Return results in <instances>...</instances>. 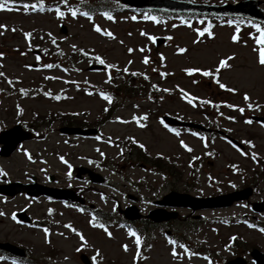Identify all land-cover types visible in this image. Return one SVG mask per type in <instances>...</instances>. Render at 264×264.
<instances>
[{
  "label": "rangeland",
  "instance_id": "obj_1",
  "mask_svg": "<svg viewBox=\"0 0 264 264\" xmlns=\"http://www.w3.org/2000/svg\"><path fill=\"white\" fill-rule=\"evenodd\" d=\"M197 1L207 3L229 2L228 0ZM120 16L122 15H118L117 17L120 18ZM122 17L120 18L121 21L116 24L100 22L107 31L114 34L115 39L99 37L90 30V23L88 22L67 20V37L63 42V46L66 50H69L73 46L84 47L91 52L102 55L108 64L116 65L120 68H127L128 71H142L150 79V84L158 86L159 89L155 91L154 95L157 99V103L155 104L149 103L146 100L140 101L134 98H121V105L114 114L117 121L115 124H107L104 131L113 134L114 137L133 135L136 137L135 139L147 147L150 153H160L175 157L177 160V168L182 170L183 174L181 179L173 178L169 181L168 179L163 180L161 179L162 173L157 175V173H153L148 169L150 165L147 166V170L144 172L143 168L146 167L142 168L143 164L132 168L125 166V163L118 159L116 168L110 166L109 168H98L97 171L101 175L103 174L109 182L106 192L116 195L117 200L109 198L108 196H93L89 194L91 201L99 205L100 209L109 216H113L114 220H117L118 214L117 212L115 214V209L118 201L126 203L127 199L124 198L126 193L138 196V207L147 210V205L149 204L148 199L154 196L161 197L169 191L181 192V190L186 188L187 192L182 193L195 195L200 191L206 193L205 195L212 194L216 191L213 187H208L212 186V177H217L220 181H223L220 192H228L234 186L241 185L242 183H255L258 185V192H260V196L257 199H264V178L258 177L254 171L256 166L248 160H241V155L237 151L218 138L213 137L209 139L208 146L205 147L202 145L200 139L184 136L183 139L185 142L193 149V153L186 154L185 149L177 144V140L180 138L174 139L168 136V132L158 126L156 118L154 117L156 112H179L180 115L186 118L204 122L207 120L206 116H211V114H201L203 110L201 112L192 110L183 95L177 94L174 88L175 85L200 97L215 95L220 100L227 99L231 105L244 109L248 107V103H251L253 107L262 104L264 102V67L258 63V53L254 51L255 47L252 45V41L243 35L244 42H234L232 39L234 26L230 27L229 25L221 26L213 24L210 29L212 36L209 37L205 31L204 36L199 35V32L203 31V26L197 20L177 22L174 19H169L167 22L159 21L157 23L151 19L140 17L138 24L132 25ZM0 25L7 26V30L0 29V32L3 33L0 34V44L6 47L11 45L18 46L27 52L26 56H18L17 54L7 55L6 60L3 61L4 68L0 72H3L7 78L11 79L15 87L26 90L27 95L15 94L8 99L0 101L1 118L5 116L3 109L6 107L12 113V116L7 122L11 123L15 118V110L13 107L16 104L21 107V112L25 120H28L33 112L46 114L50 111L57 110L77 113L88 111L90 112L91 118L98 116V112L104 103L95 97H85L76 87L82 89L83 82L85 81H90L93 84L102 83L104 74H90L87 72V64L85 61L74 65L73 68L68 70L58 69L52 72L45 71L43 68L40 70V66L43 65L36 64L34 56L32 55L33 48L37 43L38 34L50 33L55 37L61 36L58 33L59 21L54 20L51 16L34 17L0 11ZM22 32L32 34L30 41L31 47H29V40L22 35ZM141 33H146L147 35H142ZM149 35L154 37L165 36L170 41L162 44L157 49L158 54H156L153 53L151 48L152 44L148 39ZM60 39H62V36ZM141 47L147 48L152 62L159 64L161 57H164V71L173 76L172 80H164L162 76L152 71V65L150 66L141 61ZM129 48L133 49L131 53L128 51ZM180 48L186 51L181 53L179 51ZM229 56L234 57V59L229 61L230 68L223 73L220 79L226 85L225 90H220V92L216 89V84L210 81V78L205 79L204 82L196 86L183 72L185 69L195 68L214 72L219 66V61ZM196 74L201 76L198 73ZM48 77L53 78L49 79ZM7 87V83L4 82L1 84V90ZM39 87L57 94L60 96L59 99L54 100V98L50 97H33L28 95L32 88ZM227 88H232L235 91L229 92L226 90ZM164 89H169L170 94H165L166 91ZM245 94L250 97L248 102L244 100ZM254 114H258V111L255 110ZM145 115L148 119L141 120L140 123L149 124V126L146 129H142V127H139L133 121L135 120L134 117H142ZM225 116H228V120H224L222 126L225 129H230L231 132L235 131L234 135L237 140H245V138H248V132L256 133L258 136L254 139L253 148H256L255 152L258 151L264 155V133L256 125L246 123L245 119H248V114L244 112L243 116H241L238 111H234L232 114L225 113ZM121 121H127V123ZM26 148L31 153L45 159L42 160V165L45 167L38 165V162L33 166L28 165L25 162L24 153L15 154L10 159V162L5 163L7 166L13 168V178L23 179V172L26 176L28 168L39 169V167H42L44 172H57L63 175L66 170V167L63 166L64 163L62 162L60 164L56 160V156L51 152V150L56 148H59L61 153L66 154L64 155L66 162L71 166L83 165L97 167L102 162L104 156H118V153H120L119 149H110L98 141L65 139L60 137L56 132H53L44 142L34 141L28 143ZM101 152L104 153L103 156L100 154ZM190 155L206 157L205 168L196 169L194 173L193 177L198 179L195 181H191L190 177L187 176L188 167H186L185 163L190 158ZM128 159L135 160V158H131L130 156ZM26 161L29 163L32 162L27 159ZM230 161L240 165L247 172L246 180L243 177L234 176L229 173L226 165ZM39 171L42 175L46 176V173L40 169ZM226 181H229V183L233 182V185L226 184ZM59 184L65 185L67 183L59 181ZM25 203L22 198H17L11 201V203H8L7 206L9 209L19 210ZM47 207L53 208L50 216L45 213V208L39 203H34L30 213L37 220L42 219L49 222L50 218L52 221H60V223L54 222L50 224L52 230L50 237L47 236L46 239L45 232L41 229L30 230L24 226L15 224L12 220L9 223V220L0 218L2 222L0 223V240H7L23 249H29L37 256L49 249L50 245L47 244V240L51 238L53 241L52 247L58 249V251L60 250L63 254L57 257V262L60 263L61 261L60 264H81V254L79 253L83 252L84 254L93 256L95 255L93 251L100 252L99 258L103 257L104 260L101 262L99 260L101 264H104L106 260L122 262L121 260L124 259L126 260L124 264H130L129 255H125L121 248V243L125 240L121 238L125 237L124 230L118 225L115 226L116 228L114 230L109 231L117 237L107 240L104 232L89 228L86 217H79L74 211L65 210L56 204ZM244 211L245 209L243 207L237 206L228 211L201 212L204 219L199 220L196 218L197 214L192 216L187 211L180 210L179 214L182 218L179 221H175L171 225L169 224V226H159L160 228L163 227L165 232L169 231L170 235H190L194 243L202 239L203 243H207V248L216 251L217 254H211L212 257L220 261L225 258L230 259V256H228L230 254L229 252L222 253L221 241L222 243L226 242L228 236L235 235L236 233H240L249 241L256 242L259 245V250L264 253V235L246 231L243 227L234 226L231 230H225L224 239L221 236H215L209 229L204 232L205 224L208 226L209 220L214 219L213 221L217 222L216 218L218 217L221 218L223 215L227 218L233 215L238 216L242 215ZM258 219L264 221V216ZM62 223H71L77 231L84 237L86 236L85 240L88 242L87 251H77L81 243L79 236L70 233L69 229L63 228L61 226ZM158 230L154 229L152 231L158 235L156 238L159 240H156L148 251V255L151 256L145 261L146 264H157L161 256L169 257V247L160 240L162 233L160 234ZM61 231L63 232L62 236L55 234L58 232L61 235ZM242 249L244 248H239L238 252ZM233 252H235L234 249H232L231 255ZM241 255L246 260V264H252L250 256L247 253L244 255L241 253ZM200 261L206 262L203 259ZM7 264L14 263L9 262ZM213 264L221 263L218 260H214Z\"/></svg>",
  "mask_w": 264,
  "mask_h": 264
},
{
  "label": "snow or ice",
  "instance_id": "obj_2",
  "mask_svg": "<svg viewBox=\"0 0 264 264\" xmlns=\"http://www.w3.org/2000/svg\"><path fill=\"white\" fill-rule=\"evenodd\" d=\"M64 2H65V4H67V0H64ZM9 3H15V0H0V11H12L13 9L10 8V7H8V4H9ZM22 8H23L25 11H28L29 9H32V10H34V11H35V10L43 11L44 8H45L44 0H39V3H38V4H23V5H22ZM50 10H51V9H50ZM70 12H71V15H72L73 17H76L77 14H78V10H77L76 8H70ZM55 13H56L57 17L60 18V19H63V18L65 17V13H64L63 11H61L59 7H57V8L55 9ZM82 15H84L85 17H87L89 20L92 19V17H91L87 12L82 13ZM104 16H105L108 20H113V19H114L113 16L110 15V14H108V13H104ZM132 19L135 20L136 17L134 16V17H132ZM145 19H148V17H145ZM151 19L154 20V21L156 20L155 17H151ZM157 23H158V21H157ZM229 23H231V21H229ZM253 26L256 28V31L259 33L258 36H254V37H253V40H254L255 44L257 45V48H255L254 51H258V63H259L262 67H264V27H261L260 25H253ZM0 29H5V30H7V26H6V25H0ZM210 29H211V25H209L208 28L205 29V31L208 32V35H209V36H212V32L210 31ZM94 30H95L97 33H100V34L103 35V36H106V37L111 38V39H115V36H114V34H113L112 32L103 29V28H102L100 25H98V24H94ZM13 31H15V29H13ZM0 34H3V33L0 32ZM141 34H142V35H147L146 33H141ZM204 34H205L204 31L199 32V35H200V36H204ZM24 35H25V38H26L27 40H29V47H31V43H30V41H31V36H32V34H31V33H25ZM49 35H51V34H49ZM129 35H130V34H129ZM148 39H149L150 41L155 42V39H156V38H155L154 36H150V35H149V36H148ZM169 39H171V37H169ZM232 39H233L234 42L237 41V40H238V35H234V36L232 37ZM52 43H53V44L56 43L55 39L52 40ZM121 43H122V42H121ZM73 48L75 49V46H73ZM80 51L83 52V50H80ZM128 51H129V53H131V52L133 51V49L129 48ZM140 51H144V49H140ZM179 51H180L181 53H183V52H185L186 50L183 49V48H180ZM84 54L87 55L86 52H85ZM2 56H3V54L0 53V58H2ZM39 59H40V58L37 57V60H39ZM94 59H95L96 61H98L101 65H104L107 69H112L113 67H115V66L112 65V64H106L105 60H103L100 56H95ZM161 59L163 60L164 57H161ZM232 59H234V57L229 56V57H227V58H225V59L220 60V61H219V66L215 69V73H213V71H210V70H204V71L201 72V75H202L203 77H213L214 75L219 74L220 71H221V69L230 68L229 61L232 60ZM143 62H144L145 64H147V63L149 62L148 58L145 57ZM129 63H131V62H129ZM0 67H2V65H0ZM46 67L49 68V69H51V68L53 67V65H52V64H47ZM118 70H119V69H118ZM153 70L155 71V69H153ZM123 71H124L125 73H127V72H128V69L125 68V69H123ZM199 71H201V70H200V69H187V73H188V75H190V76L193 74V72H199ZM4 75H5V74H4L3 72H0V77H3ZM131 75L135 76V75H138V73L133 72V73H131ZM164 75H165V73H161V76H164ZM48 78H49V79H52L53 77H48ZM147 78H148V77L145 76V79H147ZM111 80H112V76H111V74L109 73V75H108V81H107V82H108V83H111ZM193 82L195 83L196 81H193ZM9 83L11 84L12 81H9ZM216 83L219 84V87H220L221 89H225V88H226V85L223 84V83H220V82H219V79H216ZM153 87H155V86H153ZM226 90L229 91V92H234V91H235V90L232 89V88H227ZM164 91H168V89H164ZM180 91H181V93L183 94V97L187 100V102H188L189 104L193 105V107H195L196 105L194 104V101H195L197 98L194 97V96H190V95H189L187 92H185L183 89H180ZM25 94H26V93H25ZM48 95H51V93H48ZM101 96H102V98H103L104 100H106L109 104L112 103V97H111V96H109V95H107V94H105V93H101ZM57 98H59V97H57ZM244 100H245V102H248V101L250 100V97H249L247 94H245V95H244ZM201 103H202V104H207V103H210V101L202 100ZM228 107H236L237 110L240 111L241 113H243V112L245 111L244 108H242V107H238V106L228 105ZM248 107H249V109H251V108L253 107V105H252L251 103H248ZM134 119H135L136 122L140 125V127H144V125L141 124L140 121H141V120H147L148 117L145 115V116H142V117H134ZM230 119H234V118H230ZM121 122L127 123V121H121ZM246 123H248V124H252L253 121H252V120H247ZM132 142H133V143H137L134 139L132 140ZM245 143H248L249 146L254 147V145H252L250 141H247V142H245ZM181 145H182L184 148H186L189 152L193 151V149H191L188 145L184 144L183 141H181ZM139 147L144 148L145 146H144L143 144H140ZM98 151H99V150H98ZM100 154H101L102 156L104 155V153H102V152H101ZM253 158H255V153H253ZM29 159H31L30 156H29ZM61 160L63 161V157H61ZM64 162L67 163L66 161H64ZM69 167H71V165H69ZM0 175H4V173H3L2 171H0ZM0 215H4V213L0 212ZM13 219H15V216H13ZM92 223H93V226H96L95 218H93ZM65 227L70 228V229H71V230H72L77 236H79L80 240H81L82 242H84V244L86 245L87 242H86V240H85V237H84L79 231H77V230H76L75 228H73L71 225H66ZM99 227L104 228V231L108 234L109 237H111V235H112L111 232H108L107 228H105L103 224H100ZM48 231H49V230H48L47 228L44 229V232H45L46 235L48 234ZM262 231H264V229H262ZM61 235H63V233H61ZM130 235L133 236V237H135V244L137 245V248L139 249V246H140V244H141V239H140V237L137 236V234H136L135 232H130ZM233 239H234V238H233ZM170 243L173 244V245H176V241H170ZM123 247H124V250H125V251H128V246H127V245H124ZM179 247L182 248V249L184 250V252L188 254L189 258L193 255V253L189 252L188 248H187L185 245L181 244V245H179ZM79 250H80V249H77V251H79ZM140 255H141V254H140V251L138 250L137 253H136V258H139ZM171 255L173 256V258H178V257L180 256V253H178V252L176 251L175 247H174V248L172 249ZM97 256H99V252H97ZM93 260L95 261V260H96V257H93Z\"/></svg>",
  "mask_w": 264,
  "mask_h": 264
}]
</instances>
